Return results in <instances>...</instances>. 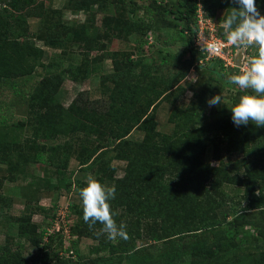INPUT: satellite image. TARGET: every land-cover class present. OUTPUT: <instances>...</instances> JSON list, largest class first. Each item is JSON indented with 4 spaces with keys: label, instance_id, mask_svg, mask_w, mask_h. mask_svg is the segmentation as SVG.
<instances>
[{
    "label": "rangeland",
    "instance_id": "374dc122",
    "mask_svg": "<svg viewBox=\"0 0 264 264\" xmlns=\"http://www.w3.org/2000/svg\"><path fill=\"white\" fill-rule=\"evenodd\" d=\"M135 1L147 5L152 0ZM207 4L222 23L225 10ZM256 7L264 16V5ZM134 9L123 0H0V49L13 54L10 77L34 90L21 99L12 88L0 86V110L4 117L10 115V122L0 127V248H20L29 264L45 254L52 262L108 254L106 245L115 240L96 235L102 225L97 223L91 235L85 232L79 193L89 177L115 187V199L109 201L114 219L133 234L141 233L134 238L139 247L160 243L153 238L155 228L165 222L170 226L175 212L139 217L122 204L126 191L118 181L128 160L118 155L117 146H109L110 135L161 140L214 123L202 134L207 146L201 155L231 175L229 181L213 177L221 191L216 194L229 201L223 205L230 215L252 208L264 216V134L256 127L254 137L234 131L228 107L235 105L240 88L225 86L215 73L192 64L181 26L170 13L149 17ZM146 26L148 34L141 31ZM26 44L41 51L30 54ZM232 49L225 60H209L226 75L238 74L243 57L256 54L255 46ZM54 56L65 62L54 63ZM23 69L29 72L23 75ZM241 91L239 97L250 94ZM216 95L223 103L210 106L208 100ZM39 153L50 162H40ZM24 223L37 238L45 230L54 232L34 244L22 234ZM70 244L74 252L67 250ZM207 264H264V244L236 247Z\"/></svg>",
    "mask_w": 264,
    "mask_h": 264
},
{
    "label": "trees",
    "instance_id": "16d2710c",
    "mask_svg": "<svg viewBox=\"0 0 264 264\" xmlns=\"http://www.w3.org/2000/svg\"><path fill=\"white\" fill-rule=\"evenodd\" d=\"M209 1L215 9L225 10L222 21L230 13L231 8L239 7L233 0ZM207 2L208 0H203L206 11L213 17ZM123 3L131 10L133 6L135 9H143L144 14L149 17L170 13L175 25L181 26L179 35L190 49L192 64L215 73L222 84L231 86L228 81L230 75L218 71L211 65V61H205L204 64L198 62L205 55L193 45L197 29V0H174L170 3L152 0L147 5H139L135 0H123ZM255 4L264 5V0H255ZM222 28L220 32L223 35ZM141 31L148 34L151 30L146 26ZM138 43L142 45V40ZM25 46L29 47L30 54L32 51H41L39 47H32L30 44ZM12 55L9 50L0 49V86L12 88L21 99H24L33 94L34 90L23 88L18 81L10 77V70L13 68V66L9 67ZM54 57L53 62L56 64L65 62L62 56ZM215 58L219 59V57ZM20 72L24 75L29 71L23 69ZM56 90L57 87L53 92ZM243 93L238 89L234 104L239 102V95ZM9 122L10 115L4 117L3 111L0 110V127ZM213 124L199 125L191 128V131L180 134L163 135L161 140L155 139L154 135H147L142 141L122 139L112 135L108 138L109 146L112 148L117 146L120 149L118 155L128 160L126 174L118 181V188L126 191L125 197L121 199L122 204L139 217L155 215L158 218L162 213H168L169 209L175 212L174 218H169L172 221L170 226L165 225V222L155 228L153 238L155 242L160 243L152 247H139L134 238L141 236V233L133 234L130 228H126L128 238L118 237L115 241H109L106 245L108 247L106 255L77 261L68 257H58L52 262L48 254H45L38 256L33 264H207L217 254L236 247L263 245L264 216L256 213V210H250L252 208L240 209L230 215L231 213L223 205L228 204L229 201L222 198L223 194H216L221 191L213 177L223 175L225 180L229 181L231 175L205 161L201 155L207 146L202 134ZM249 124L253 128H247ZM249 124L237 127L233 123V129L247 131L251 137H254V127H256L259 133L264 134V127H258L251 122ZM126 126L125 136L130 133L131 128L129 124ZM37 159L43 163L50 162L45 153H39ZM207 181H210L209 185L206 184ZM130 189H133L134 193ZM24 228L23 236L30 238L34 244H39L40 241L48 238L49 231H43L37 238L30 235L28 223H24ZM85 232L92 234L89 225L86 226ZM52 234L53 232L49 234V238ZM51 244L48 242V245ZM74 248L73 244L67 246V250L72 252L75 251ZM0 264H29V261L20 248L5 245L0 248Z\"/></svg>",
    "mask_w": 264,
    "mask_h": 264
},
{
    "label": "clouds",
    "instance_id": "9594fccd",
    "mask_svg": "<svg viewBox=\"0 0 264 264\" xmlns=\"http://www.w3.org/2000/svg\"><path fill=\"white\" fill-rule=\"evenodd\" d=\"M239 7L231 8L223 20L227 44L238 49L255 46L256 54L243 57L241 70L231 74L228 81L250 94L239 97V102L228 106L232 112L233 123L239 127L250 122L264 127V16L257 10L255 0H233ZM202 50L215 54L220 50L216 43L201 44ZM210 106L223 103V97L216 95L208 100ZM116 189L108 187L89 177L86 186L80 190L83 205V220L93 230L99 223L102 227L96 231L98 236L109 240L118 237L127 239L126 225H117L109 201L115 199Z\"/></svg>",
    "mask_w": 264,
    "mask_h": 264
},
{
    "label": "built area",
    "instance_id": "2783aa9c",
    "mask_svg": "<svg viewBox=\"0 0 264 264\" xmlns=\"http://www.w3.org/2000/svg\"><path fill=\"white\" fill-rule=\"evenodd\" d=\"M197 6V29L193 45L198 51H201L205 55V57H201L198 62L204 64L205 61L215 57H221L225 60L226 57L232 55L233 49L231 45L227 44L226 36H223L220 32L223 23L209 16L202 0H197ZM202 42L216 43L220 46V50L215 54H211L208 51L202 50ZM52 232L54 231L50 230L49 234Z\"/></svg>",
    "mask_w": 264,
    "mask_h": 264
}]
</instances>
